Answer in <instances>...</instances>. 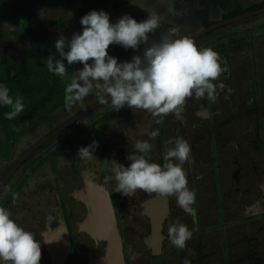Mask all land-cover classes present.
<instances>
[{
	"label": "flooded vegetation",
	"instance_id": "af4514ba",
	"mask_svg": "<svg viewBox=\"0 0 264 264\" xmlns=\"http://www.w3.org/2000/svg\"><path fill=\"white\" fill-rule=\"evenodd\" d=\"M137 1L121 3L132 7L130 14L140 17H144V12H147H143L141 4L154 7L151 0L144 3ZM229 3L227 8L220 10L218 18H212L213 8L208 0H192L188 3L189 15L180 12L188 18L187 21H167L161 17L162 25H165L164 30L168 29V25L178 26L182 35L192 38L197 47L202 44L205 48L213 44L209 36L212 32L250 16L258 18L264 15V0H253L247 4L240 0H229ZM107 4L104 0L93 10L107 11L110 15L109 10L114 11V5ZM236 4L242 8L250 4H256L257 7L226 16ZM194 7L201 10V16L194 12ZM249 11L255 12L236 17ZM83 16L78 17L81 19ZM119 18L115 16L110 22L115 23ZM77 31L80 33L82 26ZM158 31L160 29L155 33L158 36L156 40L159 39ZM107 51L118 62H125L135 55H141L143 48L140 46L138 50H125L119 45H110ZM261 51L259 60L264 69V47ZM252 64L256 65L254 59ZM80 66L78 63L76 69ZM74 67L64 90L70 82ZM222 67H226L223 62ZM226 74L225 70L222 79ZM253 81L249 85L252 89ZM224 84L230 88L227 80ZM226 94L227 90L220 91L215 103H210L206 98L189 99L179 119L169 115L157 124L158 118L155 117L149 130L150 133L159 130L155 139L150 138V133L139 139L148 140L152 144L148 159L160 164L164 162V152L171 146L167 143L170 138L179 136L189 142L194 163L185 164L184 169L187 186L196 193V203L193 205L195 215L180 209L174 197L158 198L155 194L149 195L138 190L135 195L128 197L124 205L125 196L120 195L118 199L114 196V178L108 181L105 179L114 177V174L111 172V164L105 160H114L127 167L130 161L126 157L134 151V145L127 147L123 143H110L105 148L106 153L102 150L104 147L100 149L96 146L95 159L103 168L97 177L90 176L86 169L74 163V160L81 162L77 156L78 149L90 145L83 138L84 134L90 135V130L84 126L91 122L92 126H98L101 117L111 110L102 109L107 103H100L97 98L91 100L95 93L88 96L87 101L84 99L79 102L83 105L75 110L66 108L63 99L49 112L37 115L12 140L8 155L0 158V207L7 208L12 213L11 218L40 241V264H92L93 259L103 254L105 240L91 237L84 231L85 205L98 207V210L91 209L94 214L90 224L105 225L101 185L106 190L123 264H183L186 258L191 260V264H264V232L259 231L264 219V191L261 188L264 186V158H261L264 152L259 150V145L263 144L262 135L261 131L256 130L250 140L247 137L250 133L247 126L237 123L241 115L245 117L252 111L254 114H251L250 119L257 127L262 115L261 104L256 100L247 111H236L235 107L232 111L230 98ZM95 109L96 112L101 109V112L92 114ZM39 117H44V120L50 117L51 123L47 129H38L44 123L38 120ZM85 118V123L81 125ZM39 122L33 134L24 135L26 129L31 130ZM91 135L96 145L101 140L106 141L104 137L101 139L97 130ZM76 140L78 143H75ZM32 175H38L40 179L30 185L29 178ZM176 222L187 225L193 233L183 251L175 248L167 236L168 225ZM211 233L216 235L213 249L208 245Z\"/></svg>",
	"mask_w": 264,
	"mask_h": 264
},
{
	"label": "clouds",
	"instance_id": "9594fccd",
	"mask_svg": "<svg viewBox=\"0 0 264 264\" xmlns=\"http://www.w3.org/2000/svg\"><path fill=\"white\" fill-rule=\"evenodd\" d=\"M140 8L148 13L140 22L126 14L111 23L105 11H89L79 21L80 33H73L70 39L60 35L55 40L54 48L60 58L47 57L50 73L64 79L68 74L64 61L69 66L82 65L65 86L66 108L71 109L95 93L100 103H110L112 111L118 112L124 107L144 110L157 117L156 123L160 124L169 115L179 119L193 97L206 98L210 103L218 101L220 91L226 89L223 82L216 83L225 72L219 53L212 48H198L192 38L181 34L178 26L166 29L158 40L150 41L162 26L161 14L143 4ZM166 12L181 15L172 0H167ZM110 45H119L125 50H138L141 45L144 48L141 55L118 62L108 54ZM9 91L0 83V106L11 108L4 116L13 120L24 112L25 105L22 97L13 99ZM149 135L155 139L159 130ZM167 143L171 146L164 152V162L160 164L148 159L152 144L148 140H137L134 151L126 157L130 161L127 167L105 160L111 164L114 174L105 179L114 178L113 192L122 196L132 197L140 190L158 198L174 197L180 209L195 215L196 193L189 190L184 169L185 164L194 163L191 145L179 136L170 138ZM96 146L93 141L79 148L77 156L85 161L95 159ZM11 215L7 208L0 207V264H40V241L18 225ZM167 236L175 248L183 251L193 233L187 225L176 222L168 225ZM183 264H191V260L186 258Z\"/></svg>",
	"mask_w": 264,
	"mask_h": 264
},
{
	"label": "rangeland",
	"instance_id": "374dc122",
	"mask_svg": "<svg viewBox=\"0 0 264 264\" xmlns=\"http://www.w3.org/2000/svg\"><path fill=\"white\" fill-rule=\"evenodd\" d=\"M106 1L108 4L113 3L115 9L114 11L112 9L109 10L111 12L109 15V19H112L115 16L122 17L123 15L126 14L131 15L132 18H134L137 22H140L147 18L148 13L144 12L146 11L144 9H142L144 12L143 14L144 17H140L141 15L130 14L132 13L130 12V9L132 7L126 5V3H121L119 1L117 2L115 0H105V2ZM143 1L147 2V0H139L137 2L140 3ZM208 1L211 3V6L213 8L212 15L210 16L212 18H218L220 10L225 9L230 5L229 0L226 1L208 0ZM240 1L243 4H247L253 0H240ZM151 2L154 3L153 5L154 7H149V6L147 7V5L144 6L147 7L148 9L154 8L157 12L161 14L162 19H166L167 21L168 20L173 21V19L182 20V21L188 20L186 16L169 15L166 12L167 0H151ZM172 2H174L175 8L177 10L184 13L187 12V14L189 15L188 3L192 2V0H172ZM108 8H111V6H109ZM137 9L139 8L137 7ZM41 15L49 19H56V18L61 19L62 26L59 28H55L53 30L54 35H56L55 39H57L60 35H63L70 39L73 32L79 33V31L77 30L78 28L81 27V24L79 23L80 17L78 16L71 15L69 12H66L61 8L42 9ZM164 28L165 25H162L160 31H158L159 35L161 32L165 31ZM167 28H170L169 25L167 26ZM20 31H21V27L19 25L12 26L7 24H2L0 26V56L6 55L10 59H14L26 51V43L19 37ZM263 33H264V15L263 16L260 15V17L258 16V18L250 16L248 18H245L244 20L242 19L230 23L218 31L212 32L209 36H211L210 40L211 42H213V44L205 48H212L214 51L218 52L220 57L222 58L223 64L226 65V67L224 68L227 74L224 76V79L220 77L219 81L225 83L227 80L228 84H230L231 92L227 91V94L230 98L229 103L232 106V111H234L233 107H235L236 111H240V109L242 111H247L252 105L253 101L258 100L260 102L261 104L260 109L262 111L261 112L262 115L260 117V120L258 121L257 127L255 126V122H253L250 119L251 114H254L252 113V111L250 114L246 115L247 117L246 116L243 117L244 115H241L237 123L240 122L239 124L241 126L244 125L247 126V129H249L250 132L247 137L250 140L253 137L254 132L256 130L261 131L262 137L261 136L260 137H261V142H263V144L259 145L260 146L259 150L261 149L264 152V69H263V63L261 62V60H259L260 58L259 56L262 53L261 51L262 47H264ZM154 35L151 36L150 41L156 40L158 38L157 34L155 36ZM252 42H254V45L252 44ZM141 46L142 48H144V45ZM198 48L203 49L204 45L201 44L200 47ZM253 59L256 61L255 66H253L252 64ZM76 65H78V63L74 64L75 66L74 71L82 69V65L78 69H76ZM252 67L254 68V75H253ZM74 71L72 76L74 75ZM252 81L254 83L253 89L252 87L249 86ZM227 89L228 88L226 86L225 90ZM248 97H251V100H248ZM96 98L97 96L94 95L91 100ZM245 100H247L248 102H245ZM224 103L225 102H223L222 107H224ZM82 105L83 103L75 104L74 107H72L69 110H75L76 108L79 109L82 107ZM109 108L111 109L110 103H107V105L102 109L105 110ZM96 110L97 109L93 110L91 113L98 114V112H101V109H98V112H96ZM101 118L102 121L98 124V126H92L91 124L92 122L84 126V128H88L90 130L89 133L90 135L84 134L83 138H86V140L88 141L86 142L91 144L93 140L91 134L92 132L94 133L97 130L100 133L101 139L102 137L106 139V141L101 140L100 144L97 145L99 146L100 149L104 147V149H102L104 153H106L105 148H108V146L112 144L123 143L127 147H132L135 144V142L140 139L141 136L150 133L149 132L150 127L156 119L155 117H153L151 114H149L144 110L130 109L128 107H124L118 112L112 111L111 109L108 114H106L104 117L102 116ZM38 120L39 121L43 120L44 122L42 124V128H38V129L45 130V128L51 123V121H49L50 117H48L45 120L44 117H39ZM85 121L86 118L83 119L81 125L85 123ZM40 123L41 122L35 123L34 127L32 126L31 130L29 128L26 129L27 131L24 135L33 134L34 131L36 130L35 127L40 125ZM81 129H83V127ZM75 143H78V140H76ZM243 145H245V141L243 142ZM248 146H250V144H248ZM261 158H264V156H261ZM222 160L223 159H221V162H223ZM76 162L78 163L76 165L82 167L83 169H86L89 172L90 176L97 177L101 175L99 173L102 171L103 168L101 165L97 164L96 159H92L88 161L81 159V162H79V160L78 161L74 160V163ZM39 179L40 177L38 175H32L29 178V184L32 185L34 181H37ZM113 185H115V183ZM28 188L30 187L28 186ZM120 195H121L120 193L115 192L114 196L118 199ZM127 200L128 197L125 196L124 205L128 202ZM261 225L264 226V219L261 221L259 226V231L264 232V228ZM211 234H212L210 236L211 240L208 245L213 249L216 243V235H213V233ZM166 263L168 264V262Z\"/></svg>",
	"mask_w": 264,
	"mask_h": 264
},
{
	"label": "trees",
	"instance_id": "16d2710c",
	"mask_svg": "<svg viewBox=\"0 0 264 264\" xmlns=\"http://www.w3.org/2000/svg\"><path fill=\"white\" fill-rule=\"evenodd\" d=\"M104 0H0V26L2 24L21 27L19 37L26 43V51L14 59L0 56V83L9 88L10 96L22 97L24 112L13 120L5 119L10 107L0 106V158L8 155L12 140L39 114L49 112L59 105L65 96L72 65L64 79L50 73L47 57L59 59L54 48V29L62 26L61 19H49L41 15L42 9L61 8L71 15H86ZM127 2L128 0H115ZM263 4V3H262ZM250 4L245 8L238 4L227 15L256 8ZM201 16V10L194 7Z\"/></svg>",
	"mask_w": 264,
	"mask_h": 264
},
{
	"label": "water",
	"instance_id": "95a60500",
	"mask_svg": "<svg viewBox=\"0 0 264 264\" xmlns=\"http://www.w3.org/2000/svg\"><path fill=\"white\" fill-rule=\"evenodd\" d=\"M255 11L245 12L243 14H239L236 17H243L246 15L253 14ZM234 17V18H236ZM229 18L228 20H231ZM102 191V202L104 205V217L106 219L105 225H91L90 220L93 217V211L90 209L88 205L86 206V213L84 222L88 225H84V231L89 234L91 237H98L105 240L104 251L103 254L97 259L92 260V264H123L122 255L119 248V238L116 230V226L114 224L113 216L108 206V198L106 194V190L103 185L100 186ZM264 191V186H261ZM86 198V197H85ZM84 198V199H85Z\"/></svg>",
	"mask_w": 264,
	"mask_h": 264
},
{
	"label": "bare ground",
	"instance_id": "6f19581e",
	"mask_svg": "<svg viewBox=\"0 0 264 264\" xmlns=\"http://www.w3.org/2000/svg\"><path fill=\"white\" fill-rule=\"evenodd\" d=\"M85 200V199H84ZM95 205V204H94ZM94 208L93 210L97 209L98 210V207H91L90 209ZM94 213V212H93ZM103 217V216H102Z\"/></svg>",
	"mask_w": 264,
	"mask_h": 264
}]
</instances>
